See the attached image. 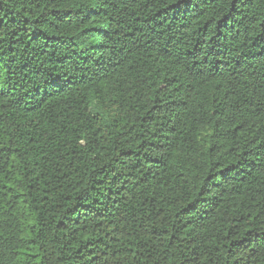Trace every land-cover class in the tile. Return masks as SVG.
<instances>
[{
  "label": "trees",
  "instance_id": "1",
  "mask_svg": "<svg viewBox=\"0 0 264 264\" xmlns=\"http://www.w3.org/2000/svg\"><path fill=\"white\" fill-rule=\"evenodd\" d=\"M0 264H264V0H0Z\"/></svg>",
  "mask_w": 264,
  "mask_h": 264
}]
</instances>
